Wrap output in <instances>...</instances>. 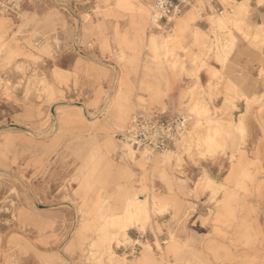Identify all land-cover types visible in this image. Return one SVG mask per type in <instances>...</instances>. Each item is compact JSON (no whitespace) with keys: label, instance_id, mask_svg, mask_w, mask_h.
Masks as SVG:
<instances>
[{"label":"rangeland","instance_id":"rangeland-1","mask_svg":"<svg viewBox=\"0 0 264 264\" xmlns=\"http://www.w3.org/2000/svg\"><path fill=\"white\" fill-rule=\"evenodd\" d=\"M195 1L162 30L141 29L150 0L0 12V264H264V88L249 97L225 70L257 62L264 80V0ZM156 67L223 70L190 87L172 152L147 158L117 133L162 102Z\"/></svg>","mask_w":264,"mask_h":264},{"label":"built area","instance_id":"built-area-1","mask_svg":"<svg viewBox=\"0 0 264 264\" xmlns=\"http://www.w3.org/2000/svg\"><path fill=\"white\" fill-rule=\"evenodd\" d=\"M23 0H0V12L19 16ZM213 7V12L221 14L223 6L218 0H206ZM194 0H150V28L162 30L169 27L172 20L182 14ZM201 18L203 10L198 7ZM211 11V10H210ZM191 116L186 112L166 113L145 112L131 116L124 129L117 134L118 141L135 154L151 156L165 153L175 146L176 141L185 133ZM144 234L139 233L126 249L125 256L135 257L141 252Z\"/></svg>","mask_w":264,"mask_h":264},{"label":"crops","instance_id":"crops-1","mask_svg":"<svg viewBox=\"0 0 264 264\" xmlns=\"http://www.w3.org/2000/svg\"><path fill=\"white\" fill-rule=\"evenodd\" d=\"M195 1V0H194ZM196 3V1H195ZM205 8H207L209 11L213 10V7L211 5H207L206 0L203 3ZM212 7V9H211ZM261 14L259 7L257 6V10L254 14V21L259 22L261 20ZM173 21V20H172ZM172 23V22H171ZM170 23V25H171ZM178 23V22H177ZM154 68V67H153ZM152 68V71L157 72L155 76L150 77V83L151 87L158 92L160 98L162 99L161 103H154L156 106L154 109L156 112H164L166 110L178 112L182 105L186 103L189 100V94L188 91L190 90V87L192 88L196 84H200L205 87L209 85L210 82L215 83L214 79L212 77L213 71L215 70H223V67H186L194 71V75H188L185 73V69L182 70L181 67H156L155 69ZM261 67H258L257 62H248L247 67H226L227 76L232 77L233 79L236 77H242L246 76L247 82L241 83L240 87L244 88V92L251 97L254 89L255 90H262L264 88V80H258L257 83H254L253 78H257L259 71ZM224 84L221 85V90L223 89ZM224 95L220 94L215 98V101L218 99H221L223 101ZM237 103H245L244 99H238ZM149 112V111H147ZM167 112V111H166ZM170 113V112H168ZM173 113V112H172ZM134 115V114H133ZM89 121V118H87ZM125 127V126H124ZM124 129V128H123ZM122 129V130H123ZM121 130V131H122ZM120 131V132H121ZM118 134V133H117ZM181 138V137H180ZM179 138V139H180ZM110 149V148H109ZM108 149V151H109ZM172 152V150H170ZM124 154V152H123ZM125 155V154H124ZM163 155V154H161ZM137 158V156L135 155ZM131 159V158H129ZM140 159V158H138ZM133 162H136L137 159L132 160ZM157 166H161L164 164H170V163H163L162 161H157ZM138 164V163H137ZM142 165V164H141ZM207 177L210 181L215 182L214 179L205 172ZM138 196H132L129 201L132 199L137 198ZM128 201V202H129ZM127 202V203H128ZM128 204H126L127 206ZM125 206V209H126ZM125 211V210H124ZM127 234V229L125 230ZM128 235V234H127ZM201 245L199 243H195L194 247L199 248Z\"/></svg>","mask_w":264,"mask_h":264},{"label":"bare ground","instance_id":"bare-ground-1","mask_svg":"<svg viewBox=\"0 0 264 264\" xmlns=\"http://www.w3.org/2000/svg\"><path fill=\"white\" fill-rule=\"evenodd\" d=\"M146 19H149V30H152V29L150 28L151 6H150V11H149V13L147 12V13L144 14V16L142 17V21H141L142 26H141V29H143V25H144V23L146 22ZM142 31H143V30H142ZM142 31H141V33H144V32H142ZM149 39H150V43H151V45L159 44V42L156 40V36H154V34L151 35ZM159 45H160V44H159ZM162 45H163V48H164L165 50H167L168 52H170L171 47H170V44L167 42V39H166V38L162 40ZM171 52H172V51H171ZM75 105H76V104H75ZM76 106L79 107V108L82 107V106H80V104H77ZM121 145H122V144H121ZM168 152H170V150L167 151V152H165L164 154H166V153H168ZM139 156H144V155H139ZM145 157L149 158L150 156H145ZM207 179H208V177H207ZM145 205H146V203L144 202V200L141 199V198H139V199L136 201L135 205H133V206L130 207V210H131V211H136V210H138V213H141L140 210L143 209V207H144ZM146 217H148V216H146Z\"/></svg>","mask_w":264,"mask_h":264}]
</instances>
